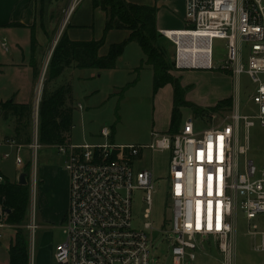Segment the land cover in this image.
I'll list each match as a JSON object with an SVG mask.
<instances>
[{
    "label": "built area",
    "instance_id": "2783aa9c",
    "mask_svg": "<svg viewBox=\"0 0 264 264\" xmlns=\"http://www.w3.org/2000/svg\"><path fill=\"white\" fill-rule=\"evenodd\" d=\"M80 2L70 0L64 11L65 21ZM183 21L182 29L159 31L174 46V67L219 69L235 82L240 75H246L254 87L248 102L255 110L252 115H241L237 94L226 116H213L205 128L187 119L175 134L152 132L149 145H117L109 141L112 130L103 127L100 143L75 144L69 140L53 146L63 157L68 176V206L62 222L64 241L54 249L56 264L152 263V224L145 223L143 231L132 227L133 191H144L149 206L146 218L154 191L152 172H135L132 166V159L139 156L142 147L171 154L167 182L171 217L169 230L164 231L171 246V264L194 261L198 251L209 254L202 246L205 241L214 242L219 264H235L239 215L246 221L252 250L264 254V152L258 160L247 159L253 120L264 130V0H184ZM214 39L225 43L224 59L216 66ZM34 135L29 148L36 154L40 148L37 130ZM0 147L7 148L2 158L13 156L16 168L21 170L22 146L0 136ZM35 172L33 168L31 215L25 226L30 264L39 229L34 211ZM5 219L6 211L0 206V230L11 227Z\"/></svg>",
    "mask_w": 264,
    "mask_h": 264
},
{
    "label": "rangeland",
    "instance_id": "374dc122",
    "mask_svg": "<svg viewBox=\"0 0 264 264\" xmlns=\"http://www.w3.org/2000/svg\"><path fill=\"white\" fill-rule=\"evenodd\" d=\"M156 2L160 5L161 14H165V21L178 20L181 22V19L183 20L184 0H156ZM160 44L166 50L167 62L171 65L174 58V46L164 37ZM224 45L223 40H212L215 66L224 59ZM2 52L0 48V59H2ZM142 59H145L144 54L138 44L133 43L126 55L117 60L114 69H78L71 73L68 83L71 87V99L76 107L70 131L73 142L100 143L102 139L99 135L103 127H109L112 130V137L109 141L135 147L149 145L151 132L169 134V119L174 106L172 87L167 84L154 93L153 71L148 66L141 67ZM41 61L42 58L37 56V62L40 64ZM46 71V68L41 72L38 71L35 78L32 76L33 73L16 75L13 80L10 78V73H5L0 77V102L13 99L14 102H26L31 105L28 115L20 120L11 116L6 117L4 110L0 107V136H7L11 132V135H8L9 138L22 146L20 155L24 162L23 168L18 170L14 157L3 159L5 149H0V174L16 183L20 173L26 174L29 203L26 219L21 229L28 238L25 226L31 215L30 187L33 168H35L37 187L34 211L39 229L35 234L33 264H56L53 259L54 249L64 241L62 222L67 210L65 196H61L57 190L58 186H68L63 157L57 154L54 147L40 145L36 154L29 148L34 142L35 130L38 136L37 103L39 105L47 77ZM168 74L179 79L180 85L185 89L184 99L199 108L214 107L218 102L228 98H231L232 107L234 97L238 94L241 101V115H252L255 110L254 105L248 102V97L253 94L254 87L244 74L238 77L237 82L227 72L219 69L177 70L171 67ZM52 84L46 86L52 89L54 87ZM78 104L81 105V109H78ZM231 107L227 110L207 112L202 115L198 112L194 113L187 107H180L179 130L187 119H193L200 128H205L208 120L213 121V116L217 119L226 116ZM253 122L254 127L249 132L250 150L247 159L258 160L260 154L264 152V130L261 129L257 120ZM170 159L169 151L151 152L144 147L140 149L139 156L132 159L135 172L148 170L153 174L154 191L149 218L145 217L149 206L145 202L144 191L135 190L131 195L132 227L143 231L145 223H151L153 226L151 264H171V246L164 234V231L169 230L168 220L171 217L167 193ZM240 162L242 164L243 158ZM25 168H28V172ZM236 228L235 264H261L264 254L252 250L253 241L247 235V224L241 215L237 220ZM0 231L2 234L0 262L5 264L8 258L7 247L14 236V229L6 228ZM202 246L209 254L198 251L195 260L187 261L186 264H219L220 256L214 242L205 241Z\"/></svg>",
    "mask_w": 264,
    "mask_h": 264
},
{
    "label": "trees",
    "instance_id": "16d2710c",
    "mask_svg": "<svg viewBox=\"0 0 264 264\" xmlns=\"http://www.w3.org/2000/svg\"><path fill=\"white\" fill-rule=\"evenodd\" d=\"M94 8L105 13L106 21L103 35L99 40L70 41L65 33L59 38L47 65V77L38 105V139L41 146L53 147L70 140L72 128L73 106L71 88L69 85L49 88L65 71L73 66L78 69L111 70L115 68L116 60L121 56L125 46L134 42L138 44L145 59L142 66H148L153 71V92L169 84L173 92V108L170 116L169 134L179 130L181 120L180 107H187L194 113L205 114L227 110L231 107V98L218 102L214 107L202 109L184 99L185 89L179 79L168 74L171 65L167 62L166 50L161 46L163 36L156 25L157 8L155 6L138 5L126 0H91ZM13 27H22L15 24ZM110 30L129 31L126 41L112 44L105 56H99L98 51L105 43V36ZM31 52L36 49V41L31 36ZM34 58H31V63ZM33 78L38 67L32 64ZM6 117L11 116L20 120L28 115L29 104H16L13 101L0 103ZM28 172V168H25ZM29 203V187L3 177L0 184V206L6 211L5 223L12 226L14 236L7 247L8 264H29L28 241L21 226L25 222Z\"/></svg>",
    "mask_w": 264,
    "mask_h": 264
},
{
    "label": "crops",
    "instance_id": "0c3cea01",
    "mask_svg": "<svg viewBox=\"0 0 264 264\" xmlns=\"http://www.w3.org/2000/svg\"><path fill=\"white\" fill-rule=\"evenodd\" d=\"M126 1L132 4L155 6L157 8L156 25L158 31L164 30V27L173 30L182 29L184 27V21L182 19L181 22L178 20H173V22L165 21V14H161V11H159L160 5L156 0ZM69 2L70 0H0V48L3 51L2 59H0V77L5 73H10V78L13 80L16 75L20 76L33 73V63L37 64L39 72L44 68L47 69L52 52L63 33L66 34L70 41L87 42L91 40H99L102 37L106 21L105 13L99 8H94L91 0H81L69 19L65 21L64 11ZM15 24H20L22 27H13ZM31 36H34L36 41V49L34 53L30 51ZM128 37L129 31L126 30L108 31L105 36V43L98 51L99 56H105L110 45L122 43L126 41ZM133 43L134 42H130L125 46L123 53L119 58L126 55L130 45ZM30 56L34 58L32 63ZM37 56L42 58L40 64L37 62ZM135 56H137V53H135ZM75 70H78V68H74L73 66L65 69L63 74L52 85L54 87L69 85L68 80L71 77V73ZM12 101L14 102L13 99ZM0 103L4 102L2 101ZM14 103L27 104L26 102ZM72 106L74 108V114L76 107L73 102ZM78 109H81L80 104H78ZM8 135H11V132L7 134V136H4L10 137ZM70 141L73 142L71 134ZM73 143L95 144L94 142L86 141L83 143ZM0 149H5V152L7 151V148L4 147ZM0 176L2 175L0 174ZM57 190L61 196H65V206L67 208L68 186H58ZM9 229H13V227L11 226ZM5 264H8V258ZM31 264L33 263L31 262Z\"/></svg>",
    "mask_w": 264,
    "mask_h": 264
},
{
    "label": "water",
    "instance_id": "95a60500",
    "mask_svg": "<svg viewBox=\"0 0 264 264\" xmlns=\"http://www.w3.org/2000/svg\"><path fill=\"white\" fill-rule=\"evenodd\" d=\"M25 173H20L19 174V177H18V183L20 184V185H26L27 183H26V180H25Z\"/></svg>",
    "mask_w": 264,
    "mask_h": 264
}]
</instances>
